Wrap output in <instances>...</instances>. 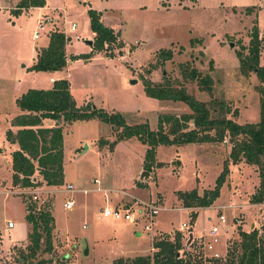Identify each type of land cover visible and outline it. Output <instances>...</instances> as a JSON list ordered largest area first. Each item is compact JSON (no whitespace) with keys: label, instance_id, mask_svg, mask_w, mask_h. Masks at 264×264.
Segmentation results:
<instances>
[{"label":"rangeland","instance_id":"374dc122","mask_svg":"<svg viewBox=\"0 0 264 264\" xmlns=\"http://www.w3.org/2000/svg\"><path fill=\"white\" fill-rule=\"evenodd\" d=\"M192 1L195 0H169L163 4L160 0H46L48 9H56L51 12L38 8L18 11L20 0H0V189L5 188L0 190V264H17L19 252L25 251L28 243L24 196L5 194L17 189L10 183L11 153L17 145L6 140V132L14 133L16 129L12 125L18 113L14 93L18 96L28 89H49L51 78L66 79L78 105L91 101L96 108L119 113L128 125L148 123L156 130L158 116L190 113L182 102L158 100L146 93L144 79L155 86L167 81L173 88H185L198 101L209 104L213 98L223 100L231 112L237 111L234 118L228 116L239 124L259 121V81L255 72L245 75L240 71L237 54H248L253 25L264 36V0ZM247 8L253 12L246 13ZM88 9L101 13L102 24L114 30L119 45L112 44L109 50L95 52L88 59L69 61L56 72L32 70L36 49L48 46L49 31L55 27L71 37L66 44L67 53L92 52L86 44L94 40ZM47 14L53 16L54 24L47 25L39 32V38L33 39L38 22ZM71 23L76 24L74 32L69 30ZM261 43L259 64L263 66V39ZM161 50L173 52L172 59L163 65ZM181 65L212 77V98L196 82L183 79ZM14 77L16 81L11 83L9 80ZM214 107L219 110L218 105ZM44 125L52 126L53 122L44 121ZM63 128L64 183L53 188L40 187L57 191L45 208L54 218L53 252L40 254L36 260L51 259L52 264H112L115 258L149 253L154 241L166 234L172 236L184 223L188 231L181 234L189 252L193 248L187 245L188 235L204 234L203 242H209L221 256L211 264H224L226 250L237 237L233 222L236 211H223L227 222L222 227L214 209L201 211L196 223L190 225L188 212L180 206L175 193L196 189L202 195L213 189L227 163L228 173L214 204L245 202L230 200L231 192L242 184V191L249 193L257 182L256 171L226 162L230 153L227 142L159 146L149 172L144 166L147 147L135 138L116 141V131L99 120L74 122ZM144 171L149 176L142 178ZM68 184L77 192H63ZM126 193L135 199L133 202L151 201L162 208L154 219L152 234L144 231L147 221L142 217L136 223H128L102 216L104 208L131 200L124 198ZM68 199L74 200L71 210L63 207ZM135 211L138 216L140 207ZM194 211L189 209V213ZM244 211L243 230H247L255 211ZM8 221L14 225L9 230ZM213 226L219 228L216 242L209 235ZM191 252L198 260L208 255L202 249Z\"/></svg>","mask_w":264,"mask_h":264},{"label":"trees","instance_id":"16d2710c","mask_svg":"<svg viewBox=\"0 0 264 264\" xmlns=\"http://www.w3.org/2000/svg\"><path fill=\"white\" fill-rule=\"evenodd\" d=\"M44 5L45 0H21L18 11L41 8ZM251 12H253L252 8L246 9V13ZM87 15L90 29L94 33L92 52L72 56L71 61L88 59L91 54L109 50L110 45L117 43L115 32L102 24L99 12L88 9ZM55 28L49 32L48 46L37 52L32 70L56 72L66 66L65 46L68 39L63 31L54 30ZM249 37L248 54L243 56L239 52L237 57L240 71L245 75L255 72L259 81L256 87L260 96L258 122L239 124L232 119L237 115V111L231 112L230 106L228 107L223 100L217 101L213 98L207 104L198 101L185 88H173L167 81L163 85L155 86L151 81L144 79V88L149 96L163 101L182 102L188 106L190 113L181 116L162 114L158 116L156 130H152L148 123L128 125L119 113H108L96 108L91 101L78 105L71 93L69 81L60 79L53 81L49 89H28L15 101L19 114L12 120V125L17 131L6 132V140L18 146V149L11 153V186L23 189L62 186L64 183L63 126L74 122L99 120L116 131V141L135 138L147 147L144 166L149 172L159 146L227 142L230 145V153L228 160L225 161H230L234 165L245 163L254 167L258 174L259 185L249 202L264 203V65L259 64L262 40L256 25L252 26ZM172 56L171 50H161L159 53L161 65L171 60ZM210 70H212V62H210ZM180 71L184 80L196 82L201 91L213 97L214 83L209 74L201 75L196 69L188 70V66L185 65L180 66ZM216 105L219 107L218 111L215 110ZM229 114L232 115L231 118ZM44 121H51L53 125L45 126ZM227 173L226 163L214 188L204 191L202 195H199L196 189L176 191L175 195L180 206L196 211L210 207L219 197ZM28 211L24 217L29 228L28 243L25 251L19 252L16 263L52 264L51 259L36 260V257L40 254L51 255L53 252L54 218L49 211H37L36 205L31 203L28 205ZM196 211L189 213L190 225L197 218ZM235 233L237 237L226 250L224 264H264V242L258 238L257 230L245 232L239 225ZM190 247L195 251L199 249L194 241L190 243ZM152 248L154 252L151 255L120 257L112 264H203L192 254V250L189 252L186 248L180 231L174 232L172 236L166 234L154 241Z\"/></svg>","mask_w":264,"mask_h":264},{"label":"built area","instance_id":"2783aa9c","mask_svg":"<svg viewBox=\"0 0 264 264\" xmlns=\"http://www.w3.org/2000/svg\"><path fill=\"white\" fill-rule=\"evenodd\" d=\"M161 3H169V0H160ZM53 18H50L48 16H44L41 21L37 24V31H35L33 35V39L37 40L39 38V32L44 31L47 25H53L54 24ZM69 30L71 32H74L76 30V24L71 23ZM64 33V32H63ZM41 187V186H40ZM40 187L36 188H17L15 191L5 192V194H11V195H23L24 196V206L25 209L28 211V205L34 204L36 205V210H46V205L48 204V199L56 193L57 191L53 190H41ZM53 188V187H48ZM65 193L72 194L77 192L72 185L68 184L66 185V188L64 189ZM126 197L130 198L128 202L125 203H119L118 205L114 207H106L102 210V216L106 219H111L113 221H124L128 223H136V221L142 217L146 219V223L144 224V231L152 234L153 230V222L155 217L159 214V212L162 210V208L156 204L155 202H146L141 200H136L133 202L134 198H131L127 193L124 194ZM135 200V199H134ZM63 207L66 210H71L74 207V200L68 199L64 202ZM140 207V211H138L139 215L137 216L135 208ZM218 220L221 225L226 224V218L224 215H219ZM233 222L236 226L240 225V220L238 218L233 219ZM14 227L13 223L8 221L6 222V228L7 230L12 229ZM1 230V225H0ZM188 231L187 225L182 224L180 227V232L182 231ZM258 238L264 242V228L261 226H258L256 228ZM219 228L216 226H213L209 232L210 237L212 238L213 242H216L215 236L218 233ZM188 234V233H187ZM199 249L205 250L208 252L207 256H204L200 258L203 264H211L213 261H217L221 259V256L213 251V247L209 242H201L198 244Z\"/></svg>","mask_w":264,"mask_h":264},{"label":"crops","instance_id":"0c3cea01","mask_svg":"<svg viewBox=\"0 0 264 264\" xmlns=\"http://www.w3.org/2000/svg\"><path fill=\"white\" fill-rule=\"evenodd\" d=\"M21 1V0H20ZM193 3H196L197 2V0H195V1H192ZM32 9H36V8H32ZM39 9V11H43V10H46V11H51V12H54L56 9H54V10H52V9H48V7L46 6V0H45V5H44V7H41V8H38ZM100 13V12H99ZM60 14V13H59ZM100 15H101V13H100ZM46 16H48V17H50V18H53V16L52 15H49V14H47ZM53 20H54V18H53ZM107 27V26H106ZM109 28H111V27H109ZM112 29V28H111ZM113 30V29H112ZM114 31V30H113ZM50 32V31H49ZM68 33V32H67ZM65 34V33H64ZM65 36L67 37V39H68V41L71 39V37L69 36V34H65ZM93 36H94V34H93ZM259 37H260V39L262 40H264V36H262L260 33H259ZM48 38H49V35H48ZM68 41H67V43H68ZM92 43H93V41H92ZM91 47V49H92V45L90 46ZM44 48H46V47H44ZM42 49V48H41ZM40 49H36V51H35V55H34V57H33V59H32V61H33V64L35 63V61H36V55H37V52L39 51ZM65 55H66V58H67V63L69 62V61H71V57L72 56H80V55H74V54H69V53H67V51H66V46H65ZM77 61V60H76ZM23 70H26V67H24L23 68ZM9 81H12L11 83H14L15 81H16V79H15V77L13 78V79H11V80H9ZM50 81L51 82H53L54 80L51 78L50 79ZM70 83V82H69ZM71 89V88H70ZM24 93V92H23ZM16 93H14L13 94V100L14 101H16V99L22 94H20V95H18V96H16L15 95ZM16 104V103H15ZM19 114V111H18V113H17V115ZM16 115V116H17ZM15 116V117H16ZM14 117V118H15ZM48 122H51V121H48ZM241 124V123H240ZM243 124H245V123H243ZM16 128V127H15ZM17 131V128L15 129V131H14V133ZM10 143V142H9ZM12 145V144H11ZM17 149H18V146H17ZM16 149V150H17ZM15 150V151H16ZM0 152L2 153V151L0 150ZM14 152V151H13ZM242 165H245V166H249V165H246L245 163H240V164H238V165H236V166H238V167H240V166H242ZM249 167H251L252 169H253V171L255 172L256 170H255V168L254 167H252V166H249ZM255 175H256V180H257V182H256V184H254V185H252V188H251V190H250V192L249 193H247V192H243L242 191V188H241V186H242V184L241 185H238L237 187H236V190H234L233 192H231V196H230V200H245V202H243V203H238V204H235V205H228V206H226V205H215L214 203L210 206V207H207V208H202V209H197V218H198V215H199V213L201 212V211H207V210H209V209H214V210H216V212H217V214H218V217H219V215H223L224 214V210H226V209H234L235 211H236V217L235 218H238L239 220H240V226H241V228H242V230L243 229H245L244 228V226H245V223H246V214H245V211L244 210H248V211H250V212H252L253 210L255 211L254 213H253V215H251L250 217H251V219H250V225H249V227H248V229L247 230H243V231H245V232H249V231H251V230H253V229H256L258 226H261V227H263L264 228V203H262V204H251L249 201H250V197L252 196V194L254 193V190L256 189V187H258V185H259V178H258V174L255 172ZM10 183H11V179H10ZM3 189H5V188H3ZM3 189H0V190H3ZM1 193H3V192H1ZM122 194V193H121ZM126 196H124V198H125ZM126 201V200H125ZM128 201H129V199H128ZM128 201H126V202H128ZM215 202V201H214ZM125 203V202H124ZM119 204V203H118ZM117 204V205H118ZM121 204V203H120ZM184 209V208H183ZM185 210H187V212H188V215H189V209H185ZM238 210V211H237ZM197 220V219H196ZM196 220H195V223H196ZM242 220V221H241ZM194 223V224H195ZM243 226V227H242ZM181 227V226H180ZM221 227H222V225H221ZM192 230V229H191ZM28 232V231H27ZM169 235H171V234H169ZM193 236V235H192ZM203 240H206L205 239V236H204V234H203V236L201 237V235L199 234L198 236H196V237H194L193 236V239H192V241H194L195 243H197L198 241L199 242H202ZM197 241V242H196ZM228 244V243H227ZM15 246V245H14ZM154 252V250H153V248L151 247L150 248V252L149 253H147V254H140V255H138L137 253H135V254H137V255H135V256H130V257H125V258H133V257H137V256H147V255H151L152 253ZM116 259V258H115ZM114 259V260H115ZM113 260V261H114ZM112 261V262H113Z\"/></svg>","mask_w":264,"mask_h":264},{"label":"water","instance_id":"95a60500","mask_svg":"<svg viewBox=\"0 0 264 264\" xmlns=\"http://www.w3.org/2000/svg\"><path fill=\"white\" fill-rule=\"evenodd\" d=\"M86 44L89 45V46H91L92 45V41H87ZM230 47H233V44L232 43L230 44ZM148 176H149V172L144 171L143 174H142V178L148 177ZM192 239H193L192 234H189L188 235L187 245H189L191 243Z\"/></svg>","mask_w":264,"mask_h":264}]
</instances>
